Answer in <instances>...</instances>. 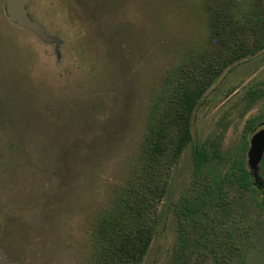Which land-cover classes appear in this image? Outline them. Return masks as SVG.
<instances>
[{
    "label": "rangeland",
    "instance_id": "rangeland-1",
    "mask_svg": "<svg viewBox=\"0 0 264 264\" xmlns=\"http://www.w3.org/2000/svg\"><path fill=\"white\" fill-rule=\"evenodd\" d=\"M4 1L0 264H132L116 245L144 227L138 264H264V196L228 176L264 127V0H31L58 50ZM204 83L197 170L191 144L171 155L182 96ZM219 181L225 207L205 201L184 222L183 204Z\"/></svg>",
    "mask_w": 264,
    "mask_h": 264
},
{
    "label": "trees",
    "instance_id": "trees-1",
    "mask_svg": "<svg viewBox=\"0 0 264 264\" xmlns=\"http://www.w3.org/2000/svg\"><path fill=\"white\" fill-rule=\"evenodd\" d=\"M216 79L217 77L214 80ZM210 84L211 83H204L203 85H197L193 88H188L184 92L181 99L182 107L179 111L180 126L174 138L173 150L171 155L172 159H177L183 153L184 149L191 144L193 147V163L197 170L202 169V167L206 165L209 159V154L205 144L195 143L194 141L193 121L196 109L200 104L204 94L206 93L207 87ZM249 93H251L252 98L255 99L259 95V90L251 88L249 89ZM247 146L248 142L245 140L241 146L242 152L245 153ZM228 176L232 178L237 188L250 191L254 193V195L262 194L264 196V154L259 166L252 170L246 166V156L242 154L240 157L235 159L233 167L229 171ZM215 189L216 192H218L219 190L220 193L221 181H219L218 183V188ZM213 192L214 188L210 185L201 192L202 194L199 193L195 197L193 202L190 201L183 204L181 213L186 216L184 218V222L189 219V217L187 216H190L192 213V218L194 219L193 215L201 208L205 201L209 202L211 207L213 206L214 213L218 212L221 207H225L226 203L223 202L225 200V197L221 193L218 196L214 197L215 195ZM210 195H212L211 199H209ZM261 204L264 206V201H261ZM95 228L97 229L95 237L98 239L99 243L100 239L102 240V245L103 243L112 244V242L115 241L112 240L110 236L111 234L109 235L106 223L99 221L95 225ZM125 237L126 240L124 242H118L116 246H118L121 251H123L127 255H130L131 258L134 259L132 260V264L140 263L139 261L147 253V250L151 243V227H144L139 229L138 231L127 232L125 233ZM106 249L107 248H104L103 251H105ZM98 251L99 252L96 255L97 258L101 255L100 247L98 248ZM184 253L186 254L187 251H184ZM217 253L218 251L215 252L216 255ZM173 264H177L176 261Z\"/></svg>",
    "mask_w": 264,
    "mask_h": 264
},
{
    "label": "water",
    "instance_id": "water-1",
    "mask_svg": "<svg viewBox=\"0 0 264 264\" xmlns=\"http://www.w3.org/2000/svg\"><path fill=\"white\" fill-rule=\"evenodd\" d=\"M31 0H5L4 11L12 23L33 32L39 39L47 43H55L56 50L60 44L57 35L49 34L45 27L34 19L29 12ZM264 154V127L255 131L250 139V147L247 151L248 165L250 169L259 166Z\"/></svg>",
    "mask_w": 264,
    "mask_h": 264
},
{
    "label": "flooded vegetation",
    "instance_id": "flooded-vegetation-1",
    "mask_svg": "<svg viewBox=\"0 0 264 264\" xmlns=\"http://www.w3.org/2000/svg\"><path fill=\"white\" fill-rule=\"evenodd\" d=\"M264 201V200H263Z\"/></svg>",
    "mask_w": 264,
    "mask_h": 264
}]
</instances>
